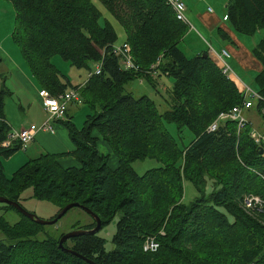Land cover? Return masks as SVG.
Segmentation results:
<instances>
[{
	"label": "trees",
	"instance_id": "trees-1",
	"mask_svg": "<svg viewBox=\"0 0 264 264\" xmlns=\"http://www.w3.org/2000/svg\"><path fill=\"white\" fill-rule=\"evenodd\" d=\"M7 1L14 10L10 39L39 88L53 95L78 88L89 113L79 128L70 118L59 120L74 145L70 153L77 166H63L60 154L44 153L8 177L1 159L19 146H0V196L20 204V191L31 186L36 198L57 206L56 213L78 202L99 216L101 227L119 214L112 249H105L97 233L63 243L96 264H264V207L249 212L242 204L250 194L264 200V155L249 135L252 124L237 131L234 121H225L215 131H206L219 112L241 105L243 94L211 57L202 56L206 52L184 55L177 43L187 27L166 1L99 0L123 27V43L130 46L138 70L120 67L112 52L116 31L107 18L100 23L102 13L93 0ZM225 9L236 32L253 35L263 30L252 55L261 65L254 77L260 96L255 105L264 118V0H228ZM55 54L89 69L87 80L73 85L51 62ZM156 60L157 76L173 79L170 109L162 113L149 96L125 91L132 79L153 83L148 71ZM96 62H101L98 74L89 66ZM3 77L0 73V143L10 131L4 99L11 91ZM169 122L178 133L187 128L193 134L187 145H178L165 126ZM99 140L110 152L98 150ZM110 154L117 158L115 167L109 165ZM147 157L161 165L138 174L131 163ZM185 180L198 192L188 203L182 201ZM207 183L212 188L208 193ZM2 207L20 217L10 223L0 216V264H90L58 246L63 233L50 234L15 207ZM85 213L90 222L80 225L77 220L72 229L95 225ZM38 234L43 237L36 238ZM148 234L159 242L155 251L142 249Z\"/></svg>",
	"mask_w": 264,
	"mask_h": 264
},
{
	"label": "rangeland",
	"instance_id": "rangeland-1",
	"mask_svg": "<svg viewBox=\"0 0 264 264\" xmlns=\"http://www.w3.org/2000/svg\"><path fill=\"white\" fill-rule=\"evenodd\" d=\"M8 4V7L3 8L0 7V12H6V18H4L0 23V30L3 29V32L9 31V29H13V21H14V10L11 2L5 0ZM212 5L221 6L223 1L225 0H209ZM93 2L100 9L102 16L100 18V23L102 24L104 18H107L111 24L113 25L117 39L114 43L115 46H121L125 40L124 29L121 24L112 17L111 14L104 8V6L100 3L99 0H93ZM12 31V30H11ZM191 33L188 34L186 39L185 36L177 43V46L184 53L186 57H192L193 53L191 48L189 47L190 40H192L194 44L203 46V39H205V34L203 35L197 28L194 26V29L190 30ZM2 32V33H3ZM189 32V31H188ZM0 31V38H2L3 34ZM187 33V32H186ZM197 33V34H196ZM185 35V34H184ZM263 35V30H258L253 35H248L246 37L247 40L252 38L254 43L258 41ZM189 38V39H188ZM11 42L12 49L9 50L13 56L17 55L15 52H20L15 44ZM208 42V41H207ZM3 44L7 45V41H2ZM214 43V42H213ZM0 55L2 52L0 50ZM23 62V61H22ZM51 62L56 67L61 75L69 78L74 84H79L81 81L85 79L87 74H89V69L85 67H75L70 64L69 61L62 59V57L58 54H55L51 58ZM90 70H93L94 65L89 64ZM0 70L3 73V78L5 80V87H7L10 91V95H6L4 99V114L7 119L8 124L10 125V129H19L20 124L23 126H27L29 124L38 125L43 118H46V113L43 110V107L40 103L38 97L39 87L34 81L35 88L31 89V87L27 84H24L18 75L14 72L13 68L10 66V69L6 70L3 63H0ZM233 70L235 74L240 78V80L245 84L250 86L253 90L256 89V85L253 79V75L250 72H245L235 68L233 66ZM89 76V75H88ZM160 79L157 80V75L154 77L156 79L153 83L140 78L132 79L125 84V91H131L134 97H139L140 95H147L152 98L155 103L158 111L162 113L165 110L170 109V99H171V86H172V77L166 74H160ZM65 81V78L61 76ZM88 78V77H87ZM240 86V85H239ZM252 99L253 105L248 109L244 110V114L251 121L252 127L261 131L264 129V118H262L258 113L255 105V99ZM71 104V103H70ZM69 106V110L71 114L75 111L78 112L75 116L74 125L76 127H81L85 114L83 113L85 110L87 111V106L84 104H79L77 107ZM76 108V109H75ZM80 110H84L82 114ZM89 112V111H88ZM56 123L55 121H52ZM60 124V123H56ZM62 126V125H60ZM168 131L175 137L177 143L180 147L187 145L189 141L192 139L193 134L187 129L183 128L181 132H177L176 125L173 122L165 123ZM98 150L102 153L110 152L107 145L99 140L98 142ZM25 151L23 149H18L10 154L8 157H3L1 159L4 173L8 177H12L13 174L21 167L27 160L25 156ZM27 152V151H26ZM109 165L111 167H115L117 165V158L114 155L110 154ZM161 165V162L155 158H144L137 159L131 163L133 169L138 173L142 174L147 169L156 167ZM183 196L182 201L184 203H188L192 201L197 195L198 192L195 186L188 180H185L183 183ZM211 183H207L205 185V192H209L211 190ZM19 202L25 208V210L34 213L39 218L49 219L56 213L57 206L50 200L47 199H38L33 195V189L31 186H27L20 191L19 194ZM0 216H3L8 222L14 223L18 221L20 215L13 209L5 210L3 203H0ZM119 214H116L108 223L104 224L97 235H99L104 240V246L106 250H110L113 248L114 244L112 242V238L116 231V223L118 221ZM79 220V224L83 225L85 223H89L90 219L88 215L84 212L80 207H72L70 208L57 222L53 224H46L45 229L50 234L55 236L60 235L61 233H65L71 230L72 225L75 221ZM43 237L42 234H38L36 238L41 239ZM4 239V235L0 231V240Z\"/></svg>",
	"mask_w": 264,
	"mask_h": 264
},
{
	"label": "crops",
	"instance_id": "crops-1",
	"mask_svg": "<svg viewBox=\"0 0 264 264\" xmlns=\"http://www.w3.org/2000/svg\"><path fill=\"white\" fill-rule=\"evenodd\" d=\"M184 2L186 4L185 15L190 24L193 26V28L187 27V33H185L184 39H186V36L191 33L190 30L194 29V26L198 31L205 34L204 35L202 33L206 39L205 41L203 39V46L194 44L192 43L193 41L190 40L189 47L191 48L192 52H194L193 56L201 52H206L207 55L218 64V57L216 53H218L222 48H226L229 51V56L225 60L231 66V68L233 69L234 66L239 70L250 72L251 75H253L254 79L256 73L261 68L259 61L252 55V48L258 41L254 43V40L252 38H249V40H247L248 37L246 36L248 35L236 32L228 23V21L225 20V6L228 0L223 1L222 5L219 7L216 5H212L209 0H184ZM1 6L3 8H6L8 7V4L5 0H0V7ZM208 6L211 7V11L207 9ZM6 16V12H0V23L4 18H6ZM11 30L12 28L6 32H3V29L0 30L1 33L3 32V36L2 38H0V50L2 52V55H0V63H3L6 70L7 68L9 70L11 66L14 72L21 79V81L24 84L29 85L31 89H34V78L30 74L24 62H22L23 59L21 57V54L19 55L18 52H15L17 55L13 56L9 51L12 49L10 42V34L12 32ZM4 40L5 42L7 41V45L2 43V41L4 42ZM0 73L3 74L1 70ZM89 74H87L85 79L79 84H83L87 80V77H89ZM156 75L157 74L151 76L154 79ZM160 77L161 76L158 75L156 77L157 80H159ZM141 80L142 79H140L139 81ZM155 80L156 79H154V82H156ZM70 82L75 85L72 81ZM39 100L41 103L40 98ZM70 103L69 104L73 107H77L79 105L75 102ZM83 111L84 110H80V113L82 114ZM88 111L89 109H87V111L85 110L83 113L86 115L89 113ZM77 113L78 112L74 111L71 114L69 106H67L64 119L70 118V120L73 122L75 121V116L77 115ZM44 119L45 118H43L39 122L41 123L42 121H44ZM55 122L60 124L52 122L53 130L51 132L38 130L35 133L33 140L24 149L27 151H25L26 160L38 157L39 155L44 153H58L60 154L58 156V161L61 165L77 166L78 161L70 153L74 149V145L69 137L68 131L59 120H55ZM22 126L23 124H20L19 127L21 128Z\"/></svg>",
	"mask_w": 264,
	"mask_h": 264
},
{
	"label": "built area",
	"instance_id": "built-area-1",
	"mask_svg": "<svg viewBox=\"0 0 264 264\" xmlns=\"http://www.w3.org/2000/svg\"><path fill=\"white\" fill-rule=\"evenodd\" d=\"M166 3L171 7L174 16L177 20L182 22L188 28H193L189 20L185 15L186 4L184 0H165ZM211 11V7L207 8ZM227 16H225L226 20ZM208 44V43H207ZM112 52L118 57L120 67L124 70L133 69L138 70V66L133 62L130 52V46L127 43H123L121 46L112 45ZM217 55L218 65L220 67L221 73L230 81L234 82L240 92L243 94L244 100L241 105H234L228 110H223L218 113L216 118L206 127L207 132L215 131L218 126L225 121H234L237 126V131L244 128L249 119L245 116L244 110L249 109L252 106V99H258L260 96L253 90L250 86L245 85L240 78L235 74L231 66L226 62V58L229 56V51L226 48H222ZM159 60L150 65L148 73L151 75L157 74L155 70ZM101 62H96L94 64L92 73H100ZM90 75V74H89ZM240 85V86H239ZM38 96L41 99V105L46 113V118L40 124H29L27 126H22L21 128L15 130L10 129L7 137L0 143L1 147L12 146L13 143L18 144L19 149H25L27 145L33 140L35 133L38 130H43L51 132L53 130L52 121L62 120L65 118V111L70 102H75L77 104H82V97L79 93L78 88H70L56 95L51 94L46 89L38 90ZM251 122V121H250ZM250 137L258 146V149L262 148L264 155V132L257 130L252 127L249 132ZM243 207L249 212H261L264 207V200L258 195L250 194L246 195L242 201ZM163 234V231H159ZM159 246V242L155 234H148L145 236L143 241L142 249L144 251H155Z\"/></svg>",
	"mask_w": 264,
	"mask_h": 264
},
{
	"label": "water",
	"instance_id": "water-1",
	"mask_svg": "<svg viewBox=\"0 0 264 264\" xmlns=\"http://www.w3.org/2000/svg\"><path fill=\"white\" fill-rule=\"evenodd\" d=\"M202 56H204V57L207 56V53H203ZM259 153L260 154L263 153L262 148L259 149ZM0 203L9 204V205L15 207L24 216H27L28 218L34 220L35 222H37L39 224H43V225L53 224V223L57 222V220L60 219L72 207H80L81 209H83L85 212H87L94 219L95 225L89 229L76 228V229H71V230L63 233L58 240V246L63 251L73 253L76 256H78V257L84 259L85 261L89 262L90 264H96L93 260L88 259V258L84 257L83 255H81L77 252H74L72 249L67 248L66 246L63 245V243L69 238L79 236L82 234H95L101 228V220H100L99 216L97 214L93 213L87 207L83 206L82 204H80L78 202H71V203L64 205L62 208H60V210L56 213V216L53 217L52 219H42V218H39L34 213L25 210V208H23V206L21 204H19L17 201H13L11 199H8L7 197L0 196Z\"/></svg>",
	"mask_w": 264,
	"mask_h": 264
},
{
	"label": "bare ground",
	"instance_id": "bare-ground-1",
	"mask_svg": "<svg viewBox=\"0 0 264 264\" xmlns=\"http://www.w3.org/2000/svg\"><path fill=\"white\" fill-rule=\"evenodd\" d=\"M246 116V115H245ZM47 132V131H46Z\"/></svg>",
	"mask_w": 264,
	"mask_h": 264
}]
</instances>
